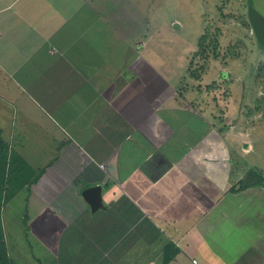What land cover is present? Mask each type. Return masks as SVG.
Listing matches in <instances>:
<instances>
[{
	"label": "crops",
	"instance_id": "obj_1",
	"mask_svg": "<svg viewBox=\"0 0 264 264\" xmlns=\"http://www.w3.org/2000/svg\"><path fill=\"white\" fill-rule=\"evenodd\" d=\"M151 8L0 0V212L21 208L0 216L7 256L14 238L35 264H212L217 223L241 221L231 200L262 191L244 184L261 172L245 144L264 87L240 99L228 86L218 105L216 87L186 86L184 70L147 56ZM96 186L94 209L83 192ZM260 250L245 264H264Z\"/></svg>",
	"mask_w": 264,
	"mask_h": 264
},
{
	"label": "rangeland",
	"instance_id": "obj_2",
	"mask_svg": "<svg viewBox=\"0 0 264 264\" xmlns=\"http://www.w3.org/2000/svg\"><path fill=\"white\" fill-rule=\"evenodd\" d=\"M147 14L153 23L147 56L168 58L171 72L183 74L184 70L186 86L200 83L203 91L216 87L218 105L224 104L228 86L239 90L240 99L243 90L249 91L252 99L257 84L264 87V0H152ZM259 92L258 97L264 98L263 91ZM248 106L252 108L248 128L253 133L245 148L250 151L249 162L261 172L251 170L244 186L258 185L262 191L245 194L239 198L241 201L231 200L228 208L236 213L237 206L239 215H236L241 221L232 225L225 221L217 223L216 240L205 254L212 264H245L246 253L257 258L250 249L258 252L264 246V118L260 119L256 110L260 106L263 113L264 104L251 102ZM242 112L235 109L232 122H237ZM258 137L263 140L261 143L256 140ZM19 205L8 204L4 209L2 203L0 216L18 217ZM16 240L7 239L9 259L35 264L29 244L25 239Z\"/></svg>",
	"mask_w": 264,
	"mask_h": 264
},
{
	"label": "water",
	"instance_id": "obj_3",
	"mask_svg": "<svg viewBox=\"0 0 264 264\" xmlns=\"http://www.w3.org/2000/svg\"><path fill=\"white\" fill-rule=\"evenodd\" d=\"M175 27L178 26V24L174 25ZM225 75V74H224ZM101 192V187L96 186V187H91L86 189L83 192V197L84 199L92 206L97 208L99 206V194Z\"/></svg>",
	"mask_w": 264,
	"mask_h": 264
},
{
	"label": "trees",
	"instance_id": "obj_4",
	"mask_svg": "<svg viewBox=\"0 0 264 264\" xmlns=\"http://www.w3.org/2000/svg\"><path fill=\"white\" fill-rule=\"evenodd\" d=\"M0 264H11L6 254L3 239L1 238V236H0Z\"/></svg>",
	"mask_w": 264,
	"mask_h": 264
},
{
	"label": "built area",
	"instance_id": "obj_5",
	"mask_svg": "<svg viewBox=\"0 0 264 264\" xmlns=\"http://www.w3.org/2000/svg\"><path fill=\"white\" fill-rule=\"evenodd\" d=\"M193 263H194V264H197V261H196V260H194V261H193Z\"/></svg>",
	"mask_w": 264,
	"mask_h": 264
}]
</instances>
